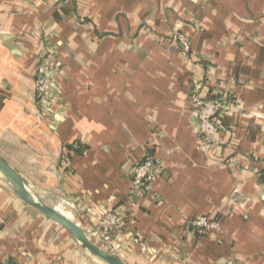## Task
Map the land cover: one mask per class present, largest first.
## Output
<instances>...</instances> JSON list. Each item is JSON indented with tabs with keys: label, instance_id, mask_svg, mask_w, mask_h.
Instances as JSON below:
<instances>
[{
	"label": "crops",
	"instance_id": "0c3cea01",
	"mask_svg": "<svg viewBox=\"0 0 264 264\" xmlns=\"http://www.w3.org/2000/svg\"><path fill=\"white\" fill-rule=\"evenodd\" d=\"M190 41L184 58L168 43ZM42 56L54 85L40 117ZM224 91L220 148H199L188 97ZM77 145V151L72 146ZM159 178L106 243L123 264H264V0H0V159L87 235L125 214L135 163ZM126 205V206H125ZM221 233L191 235L194 217ZM96 236V235H95ZM0 173V264H102Z\"/></svg>",
	"mask_w": 264,
	"mask_h": 264
},
{
	"label": "built area",
	"instance_id": "2783aa9c",
	"mask_svg": "<svg viewBox=\"0 0 264 264\" xmlns=\"http://www.w3.org/2000/svg\"><path fill=\"white\" fill-rule=\"evenodd\" d=\"M168 43L176 48L184 58L190 54V41L182 33L173 34L168 39ZM50 73L48 59L42 56L34 81L35 102L40 117H45L49 113L48 104L51 93L54 91ZM203 86L201 80L192 85L188 105L194 117L195 132L200 143L199 148L208 152L221 147V136L227 134L222 122V115L235 107V98L234 95L224 91L202 95ZM71 148L72 151H77L78 146L73 145ZM261 165L260 180L264 184V157L261 159ZM159 167L158 160L149 152L135 163L130 174V187L124 199V203L127 205L126 213L107 210L96 221L94 234L101 242L106 243L125 227L126 216L144 195L151 192L152 185L159 178ZM183 228L189 234L198 236L221 233L219 221L207 216L194 217L188 220ZM228 264H231L230 261Z\"/></svg>",
	"mask_w": 264,
	"mask_h": 264
},
{
	"label": "water",
	"instance_id": "95a60500",
	"mask_svg": "<svg viewBox=\"0 0 264 264\" xmlns=\"http://www.w3.org/2000/svg\"><path fill=\"white\" fill-rule=\"evenodd\" d=\"M0 173L10 184L18 199L46 219L63 228L86 252L104 264H123L120 260L91 243L87 235L68 218L39 201L24 185L16 172L0 159ZM10 264V263H8ZM12 264V263H11Z\"/></svg>",
	"mask_w": 264,
	"mask_h": 264
},
{
	"label": "rangeland",
	"instance_id": "374dc122",
	"mask_svg": "<svg viewBox=\"0 0 264 264\" xmlns=\"http://www.w3.org/2000/svg\"><path fill=\"white\" fill-rule=\"evenodd\" d=\"M95 231V230H94ZM94 237H96L95 236V234H92V235H89V240L91 241V243H93L94 245H98V247H100L102 250H105L104 249V246L103 245H101L97 240H95V238ZM99 262V261H98ZM99 263H102V262H99ZM102 264H104V263H102Z\"/></svg>",
	"mask_w": 264,
	"mask_h": 264
},
{
	"label": "bare ground",
	"instance_id": "6f19581e",
	"mask_svg": "<svg viewBox=\"0 0 264 264\" xmlns=\"http://www.w3.org/2000/svg\"><path fill=\"white\" fill-rule=\"evenodd\" d=\"M72 223H73V221L72 220H70ZM73 224H75V223H73ZM76 225V224H75ZM77 226V225H76ZM77 227H79V226H77ZM80 228V227H79ZM81 229V228H80ZM97 237V236H96ZM98 238V237H97ZM99 239V238H98ZM100 240V239H99ZM93 244V243H92ZM94 245V244H93ZM96 246V245H95ZM96 247H98V245L96 246ZM99 249H101L100 247H98ZM102 250V249H101ZM105 251V250H104Z\"/></svg>",
	"mask_w": 264,
	"mask_h": 264
}]
</instances>
